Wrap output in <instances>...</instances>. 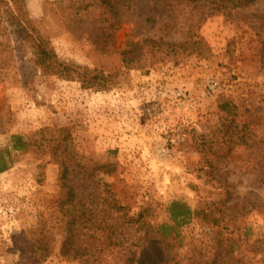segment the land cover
I'll return each mask as SVG.
<instances>
[{"label":"rangeland","instance_id":"obj_1","mask_svg":"<svg viewBox=\"0 0 264 264\" xmlns=\"http://www.w3.org/2000/svg\"><path fill=\"white\" fill-rule=\"evenodd\" d=\"M23 1L61 61L109 83L87 89L35 68L0 8L16 57L0 63V264H126L127 248L173 225L175 202L196 215L153 239L183 264L199 255L264 264V1L242 11L250 20L208 18L195 31L200 49L155 63L131 45L188 38L167 15L148 22L151 0ZM209 80L220 83L216 98L205 96ZM17 138L27 146L16 149ZM74 205L97 218L77 219L70 238L63 211ZM43 221L52 244L41 261L33 241Z\"/></svg>","mask_w":264,"mask_h":264},{"label":"trees","instance_id":"obj_2","mask_svg":"<svg viewBox=\"0 0 264 264\" xmlns=\"http://www.w3.org/2000/svg\"><path fill=\"white\" fill-rule=\"evenodd\" d=\"M264 0H151L152 15L148 19V22H156L157 16L161 17L167 15V26L170 29L179 28L185 33L188 41L186 43H166L163 40H143L141 44L131 45L137 47V49H143L144 47L150 50L153 54L151 63L166 60V58L172 56L176 57L184 54L185 52L197 50L201 48L202 40L199 39L195 31L199 30L201 26L207 21L208 18L213 16H223L225 19L246 21L252 18L258 17L256 14H245L242 11L255 5L256 3ZM0 8L3 11V15L7 18V22L11 27L17 29L14 36H17V42H19L21 48L16 50L23 55L26 54V47L32 50V59L29 61L35 68H40L44 74H53L58 77L74 81L77 80L82 83L87 89L96 88L98 90L105 89L107 83H109L105 77L100 74H96L95 71H91L87 68H82L75 64H70L61 61L56 55L55 51L49 46L48 42L44 40L41 33L34 26V24L27 19L25 5L23 0H2ZM264 17V15L262 16ZM251 22V21H250ZM4 22L0 19V63L10 64L15 60L14 48L11 49L10 35L8 29L4 26ZM256 28V25H252ZM258 28H261L258 27ZM264 34V31H263ZM264 36V35H263ZM264 40V38H263ZM264 46V42H263ZM123 58L127 68H134L130 64L134 63L136 59H131L128 52H123ZM24 58V57H23ZM262 62L264 64V49ZM30 65V64H29ZM141 69V67H137ZM110 87L113 84L109 85ZM16 149H21L27 146L21 138H17ZM63 164V163H60ZM7 167L3 162V157L0 155V174L6 171ZM63 172L68 173V167L66 163L63 167ZM63 187L69 189L66 181H63ZM171 220L173 225H162L152 229V233L157 237L163 235L170 237L175 230L187 225L196 212L192 211L186 204L175 202L169 209ZM89 214L90 218H86ZM63 216L68 218L65 229L69 232L70 238H72V228L77 225V222L85 219L87 222L91 221L92 224H96L95 219L97 216L90 210H85L74 205L71 210L63 211ZM140 219L144 217L143 213L139 215ZM78 219V221H77ZM64 220V219H62ZM40 237L33 241L34 248L40 252V260L44 261L49 257L48 250L51 248V233L49 232L48 224L46 221L41 223ZM144 225V222L141 223ZM141 225V227H142ZM153 234L149 232L145 235V240L142 244H132L127 248V261L126 264H183L176 256L174 247L170 243H165L159 239H153ZM138 247L142 249L141 257L138 255V251H134L132 248ZM186 264H225L224 261H219V258L214 257L212 260H204L201 255L199 258L190 257Z\"/></svg>","mask_w":264,"mask_h":264},{"label":"built area","instance_id":"obj_3","mask_svg":"<svg viewBox=\"0 0 264 264\" xmlns=\"http://www.w3.org/2000/svg\"><path fill=\"white\" fill-rule=\"evenodd\" d=\"M220 90H221V86L219 81L217 80H209L204 85V93L205 96L208 98H214V97L216 98L219 95ZM175 98L187 105H190L191 103L190 100L186 98V95L183 91H179L178 93H176Z\"/></svg>","mask_w":264,"mask_h":264}]
</instances>
